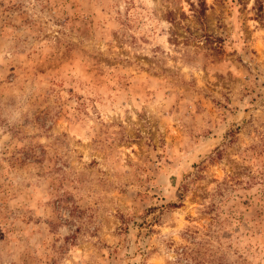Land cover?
Returning a JSON list of instances; mask_svg holds the SVG:
<instances>
[{
  "label": "rangeland",
  "instance_id": "1",
  "mask_svg": "<svg viewBox=\"0 0 264 264\" xmlns=\"http://www.w3.org/2000/svg\"><path fill=\"white\" fill-rule=\"evenodd\" d=\"M0 264H264V0H0Z\"/></svg>",
  "mask_w": 264,
  "mask_h": 264
}]
</instances>
